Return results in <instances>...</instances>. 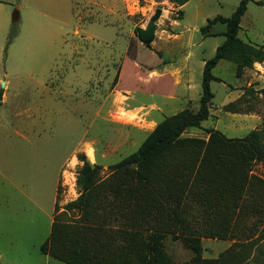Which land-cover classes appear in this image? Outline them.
<instances>
[{"label": "rangeland", "instance_id": "1", "mask_svg": "<svg viewBox=\"0 0 264 264\" xmlns=\"http://www.w3.org/2000/svg\"><path fill=\"white\" fill-rule=\"evenodd\" d=\"M256 1L247 4L238 37L260 46L264 7ZM239 2L0 0V264H64L39 249L54 206L61 212L78 197L77 156L99 165L106 177L108 167L134 153L163 118L185 108L197 111L203 62L224 36H204L196 28L215 16L229 17ZM156 8L161 15L148 49L132 32ZM223 30L219 23L212 27ZM145 68L165 77L149 79L152 71ZM174 68L185 69L177 91L167 73ZM256 69L238 78L233 63L220 60L212 70L219 81L210 82V117L182 137L206 139V130L215 129L241 138L256 130L264 144V94L244 93L264 91V73ZM233 101L241 113L223 111ZM252 173L264 177V162L255 163ZM162 243L178 264L193 256L172 235ZM232 243L202 239L201 255L216 258ZM252 255L246 264H255Z\"/></svg>", "mask_w": 264, "mask_h": 264}, {"label": "trees", "instance_id": "2", "mask_svg": "<svg viewBox=\"0 0 264 264\" xmlns=\"http://www.w3.org/2000/svg\"><path fill=\"white\" fill-rule=\"evenodd\" d=\"M168 1L182 6L189 0ZM249 2L253 0H240L229 17L215 16L199 28L204 36H224V41L204 61L197 111L185 108L163 118L134 153L108 167L106 177L99 165L77 156L82 163L76 177L78 197L61 212L54 206L41 254L64 264H178L163 248L164 237L172 235L193 253L180 264H246L253 251L255 264H264V177L252 173L255 163L264 162L258 132L227 138L209 129L206 139L182 137L210 117V82L219 81L212 70L220 60L233 63L238 78L254 63L264 62V45L238 37ZM254 3L264 7V0ZM160 15L156 8L144 28L133 29L145 48L154 41ZM217 23L224 26L222 32H212ZM153 69L144 70L148 74ZM253 92L264 94L244 93ZM235 103L223 111L241 113ZM69 212L77 217H65ZM202 239L233 243L208 259L201 255Z\"/></svg>", "mask_w": 264, "mask_h": 264}, {"label": "crops", "instance_id": "3", "mask_svg": "<svg viewBox=\"0 0 264 264\" xmlns=\"http://www.w3.org/2000/svg\"><path fill=\"white\" fill-rule=\"evenodd\" d=\"M109 1V0H108ZM147 23V22H146ZM146 23L144 24V25H146ZM142 26V28H144L145 26ZM158 27V26H157ZM141 28V27H140ZM199 28H196V30H198ZM157 31V30H156ZM133 33V32H132ZM155 37H156V32H155ZM154 40H155V38H154ZM154 43V41L151 43V45ZM203 65H204V62H203ZM234 65V64H233ZM253 66H254V68L256 69V71L259 73L258 75H261V73H264V62H262V63H254L253 64ZM246 70H248V69H245L244 71H243V74H244V72H246ZM185 72V69L184 68H174V69H172V70H169L167 73L169 74V77L172 79V87H174V89H175V91H177V87H178V85L180 84V82H182V75H183V73ZM234 72H235V65H234ZM242 74V75H243ZM202 76V75H201ZM163 77H165L164 76V74L163 73H161V74H159L158 73V71H152L149 75H148V78L149 79H154V78H157V79H160V78H163ZM259 77H263V76H259ZM264 78V77H263ZM186 86H188L187 84H188V82H187V80H185L184 82H183ZM236 90H237V88H236ZM174 91V90H173ZM176 93V92H175ZM174 95L175 94H172L171 96H169V97H174ZM239 94L237 93V96H236V98H235V100L236 99H238L239 98ZM234 100V101H235ZM186 102H188L189 100H185Z\"/></svg>", "mask_w": 264, "mask_h": 264}, {"label": "bare ground", "instance_id": "4", "mask_svg": "<svg viewBox=\"0 0 264 264\" xmlns=\"http://www.w3.org/2000/svg\"><path fill=\"white\" fill-rule=\"evenodd\" d=\"M87 156L89 157V159H91V158H92V153H91V151H90V150H87Z\"/></svg>", "mask_w": 264, "mask_h": 264}, {"label": "water", "instance_id": "5", "mask_svg": "<svg viewBox=\"0 0 264 264\" xmlns=\"http://www.w3.org/2000/svg\"><path fill=\"white\" fill-rule=\"evenodd\" d=\"M12 20H13V21H15V20H16L15 16L12 18Z\"/></svg>", "mask_w": 264, "mask_h": 264}]
</instances>
